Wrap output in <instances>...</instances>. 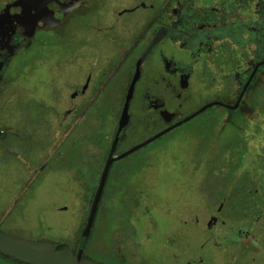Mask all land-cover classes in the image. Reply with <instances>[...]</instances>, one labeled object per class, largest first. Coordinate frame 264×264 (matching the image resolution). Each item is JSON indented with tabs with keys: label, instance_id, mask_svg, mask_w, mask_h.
<instances>
[{
	"label": "flooded vegetation",
	"instance_id": "1",
	"mask_svg": "<svg viewBox=\"0 0 264 264\" xmlns=\"http://www.w3.org/2000/svg\"><path fill=\"white\" fill-rule=\"evenodd\" d=\"M178 133L185 170L161 151ZM109 158L83 259L264 264V0H0V232L76 255L83 229L70 246L18 221L55 179L90 210ZM171 184L203 214L158 213Z\"/></svg>",
	"mask_w": 264,
	"mask_h": 264
},
{
	"label": "rangeland",
	"instance_id": "2",
	"mask_svg": "<svg viewBox=\"0 0 264 264\" xmlns=\"http://www.w3.org/2000/svg\"><path fill=\"white\" fill-rule=\"evenodd\" d=\"M21 77V75L19 76ZM21 80L19 79L17 84L19 86ZM27 86V85H26ZM14 86L11 88L10 94L15 96ZM25 92H27L28 88H24ZM35 89L37 90L36 86ZM16 90H22L21 87L19 89L16 88ZM178 140V145L172 146L171 144L161 145V151L163 152L164 149L166 150V154H169L170 148L175 147L176 148V154L179 158L182 159V161L178 162L177 164H180V167H183V170H185L184 167L186 165V162L184 163L185 153H182V148H185L184 144H181L180 142L183 140L182 135L180 133L176 134L174 136ZM178 146V148H177ZM182 154V156H181ZM174 163L176 165V157L174 159ZM161 165L162 167H168L171 165V161H168V158L164 159L163 155H161ZM187 166V165H186ZM2 175H0V188H2L3 183H6V181L2 182ZM192 178V186L191 189L196 184V180L198 181V177H195V175H191ZM188 178H186L184 183V189H187L186 183ZM60 183L59 179H55L52 181H49L48 183H45L42 189H39L36 191V193H33V195L30 197L29 201L26 203L27 211L26 214L22 219V221H18L20 224L19 228L22 230L20 234H24V232L30 234L32 237H41L44 236L45 238L49 240H65V244H69L70 246H76L77 241L80 237V232L84 227L85 219L88 214L89 208L83 207L80 208L78 204V200L76 199V195H68L64 192H58L54 189L58 187L57 184ZM186 192V191H184ZM182 192V196L185 195V193ZM2 193V194H1ZM0 195H3V193H6L5 191H1ZM9 193V190L8 192ZM190 193L195 197L197 196L196 191H190ZM161 195V198L163 199V202L159 203L161 207L158 209V213L162 212V214H166L168 217L172 218H187V217H194L196 214H200V216L203 214L202 210H200L198 207H195V204L193 202H189V205L187 202H184L185 199H180V190L175 186L174 184L170 185V188H166L161 190L159 193ZM5 195V194H4ZM5 197V196H3ZM199 197V196H198ZM198 200V198H196ZM192 201V200H191ZM150 205H153L150 203ZM144 203H141V206L136 208L134 210V216L141 217V218H147L149 216L156 217L158 216V213L155 214L154 211L152 212L151 209H144L143 208ZM66 208L67 211H59L57 209L59 208ZM151 208V207H149ZM63 209V208H62ZM127 207H116L114 212V219L122 221L125 218V213L127 212ZM151 212V214L148 213ZM19 214V213H18ZM101 215L104 218L105 216V209L101 211ZM19 219V218H17ZM26 219H28L26 221ZM16 221V222H17ZM102 226L105 230V222L104 219L102 220ZM15 232V231H14ZM102 240L104 239V236L99 235ZM105 243V240H104Z\"/></svg>",
	"mask_w": 264,
	"mask_h": 264
},
{
	"label": "water",
	"instance_id": "3",
	"mask_svg": "<svg viewBox=\"0 0 264 264\" xmlns=\"http://www.w3.org/2000/svg\"><path fill=\"white\" fill-rule=\"evenodd\" d=\"M133 85H134V81L132 82L130 86L129 95L124 105L122 117L119 123L118 131H117L114 143L116 142L119 133H121L122 130H124V128L127 125V119H128L127 106H128V102H129V98L131 95ZM164 133L165 132H162L161 134L157 135L154 138L160 137ZM148 142L133 148L132 150H130L129 152L120 156L117 159H121L124 156L138 150L139 148H141ZM113 160L114 159L109 158L105 165L99 187L97 189L96 194L94 195V198H93V201H92L89 213H88L85 227L83 228V231L81 233V237L79 240V249L76 255H74L72 251L69 249H63V250L57 251L56 247L51 242H48V241H31V240L13 237V236L4 234L2 232H0V254L6 257L15 259L25 264H96L95 262L83 259L82 251L86 245L87 239L89 237V234H90L93 222H94V218H95V215L98 209V204H99V201L102 195V190H103L107 170Z\"/></svg>",
	"mask_w": 264,
	"mask_h": 264
},
{
	"label": "trees",
	"instance_id": "4",
	"mask_svg": "<svg viewBox=\"0 0 264 264\" xmlns=\"http://www.w3.org/2000/svg\"><path fill=\"white\" fill-rule=\"evenodd\" d=\"M31 241H34V240H31ZM63 249H66V246L62 245L61 243L59 244V246L56 247L57 251H60V250H63ZM0 264H25V263L19 262V261L15 260V259H12L10 257H6V256L0 254Z\"/></svg>",
	"mask_w": 264,
	"mask_h": 264
}]
</instances>
